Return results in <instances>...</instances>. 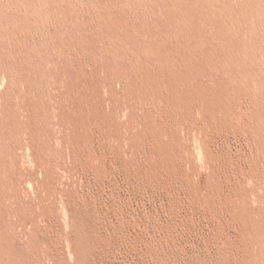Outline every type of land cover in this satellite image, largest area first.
<instances>
[{
    "label": "rangeland",
    "instance_id": "374dc122",
    "mask_svg": "<svg viewBox=\"0 0 264 264\" xmlns=\"http://www.w3.org/2000/svg\"><path fill=\"white\" fill-rule=\"evenodd\" d=\"M232 2L248 9V20L235 22L255 83L236 81L246 94L224 126L198 109L188 128L164 118L182 146L166 157L143 123L150 111L160 120L161 104L131 96L121 75L160 65L148 50L115 60L104 43L109 16L152 46L164 27L160 9L148 0H0V210L18 264L264 259V244L248 242L233 217L235 205H247L264 237V121L256 118L264 97L255 92L264 86V0ZM199 36L175 42L186 57L180 65L214 89L221 76L212 23Z\"/></svg>",
    "mask_w": 264,
    "mask_h": 264
},
{
    "label": "bare ground",
    "instance_id": "6f19581e",
    "mask_svg": "<svg viewBox=\"0 0 264 264\" xmlns=\"http://www.w3.org/2000/svg\"><path fill=\"white\" fill-rule=\"evenodd\" d=\"M42 2L48 3L49 0H42ZM148 3L152 7L157 8V11L158 9L161 10L163 16V21H161L162 24H164V27H162L163 30L161 29L162 32L156 30V33L153 34L154 44L152 46H144L133 34V29H135L133 24L125 26L121 21L114 20L109 16H106L108 18V24L104 32V43L108 51L113 54L115 60L117 59L121 62L124 60V50H130L141 59L143 55L142 52L148 50L160 65L154 68L143 65L140 69L135 67H133L135 69H126L125 67L121 71V75L126 79L127 88L131 96L133 95L147 101L152 100L155 104H161L159 109L160 120L155 118L152 111H150L146 117H144L143 123L152 132L153 138L158 144L156 153L159 152L168 157L172 152L182 151V146L178 144V135L171 132L164 118H171L177 125L188 128L194 110L198 109L206 120L214 121L221 126L226 125L230 121L229 117L239 112L236 105L237 100L246 94V89L242 85L236 83V81L239 78H243L248 86L254 84L256 67L254 63L247 60L248 51L247 48L244 49L245 43L241 42L238 36L241 33V29L235 22V19L239 15L246 21L248 20V9H246V7L233 4L232 0H148ZM262 12L264 13V9ZM59 19L61 20V18ZM208 23H212L214 38L218 41L220 47L219 52L216 54L219 57L218 62H220L217 67L219 73L217 76H221V78L219 81L217 80L218 83L214 89L203 85L197 80L196 73L198 74V72L194 73V71L189 70L186 66L180 65V61L186 62V57L183 53L178 52L176 48L177 44H175L177 40H181L184 44L188 40L194 43L200 42L199 40L201 37L199 36V32L205 29ZM251 25L253 27L256 24L252 23ZM232 32L237 36L234 40L229 38V33ZM57 46L62 49L63 52V50L67 51L66 49L71 45L68 42L62 41L59 42ZM202 52L204 53V51ZM131 71L135 73V79L132 80L129 75ZM225 81L231 82L232 84H224ZM255 92L261 97H264V86L261 85ZM98 118L99 115L95 114L94 119ZM256 118L258 121H264V101L261 102L259 106V112L257 111ZM165 137H169V140L165 141ZM1 167L2 166H0V173ZM215 172L217 173V171ZM228 190L230 189L228 188ZM209 201L213 205L217 203L214 197H210ZM234 207L235 212L233 217L241 224L242 232L246 235L248 242L259 245L264 244V237H258L260 232L251 216V209L247 205L239 204ZM217 211L220 212V210ZM218 215L220 216V214ZM225 216L228 215L225 213L223 219ZM12 237L8 229L7 221L4 218V213L0 210V264H18V255ZM251 248H253V246ZM231 251H233V249ZM239 259L241 260V258ZM247 261L248 264H264V259L254 253L248 255ZM228 262L230 261L228 260Z\"/></svg>",
    "mask_w": 264,
    "mask_h": 264
}]
</instances>
